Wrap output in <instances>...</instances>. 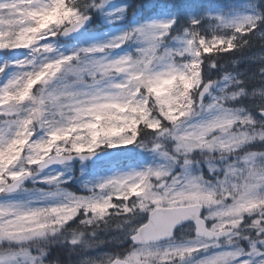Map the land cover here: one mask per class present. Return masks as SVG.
<instances>
[{
	"label": "snow or ice",
	"instance_id": "6c2138e0",
	"mask_svg": "<svg viewBox=\"0 0 264 264\" xmlns=\"http://www.w3.org/2000/svg\"><path fill=\"white\" fill-rule=\"evenodd\" d=\"M97 17L111 28L93 36L86 26ZM64 25H69V30L58 31ZM257 41L260 51L246 55ZM132 46L143 67L137 74L139 92L127 80H111L106 75L114 71L107 67L110 63H127ZM225 54L235 58L228 60ZM197 70L201 89L215 77L222 87L264 92V0H243L228 8L206 7L199 12H184L169 0H0V100L8 101L0 104V188L5 189L0 191V204L28 203L32 210L25 209L23 214L39 217L41 203L54 207L58 198L72 197L87 202L101 215L105 209L133 215L109 204L139 199L142 216L132 229L134 238L167 237L185 222L204 230L217 216L242 217L238 223L224 226L235 233L224 236L237 244L181 241L177 250L185 255L191 252L200 264H264V171L243 165L237 169L230 164L231 153L240 152V148L221 145L219 150L228 155L216 162L193 161L189 165L181 158L173 159L167 167L153 162L108 172L90 171L109 149L136 144L146 121L151 124L149 130L156 128L147 119L142 94H147L149 107L154 99L167 104L164 97H170L177 78L191 90L192 73ZM41 88L43 102L69 111L72 120L51 132L52 151L71 154L70 159L59 158L57 170L62 175L58 192L43 191L50 179H29L28 169L17 167L26 133L22 134L14 113L5 111L17 100L27 103ZM203 98L207 99L206 92ZM236 106L233 102L232 107ZM246 114L254 125L264 121V108L253 106ZM231 119L225 116L218 124H230ZM74 128L89 131L81 139ZM76 161L78 173L72 171ZM157 176L167 177L170 183L152 191L149 182ZM72 181L81 184L80 190L64 191ZM26 183L35 186L32 193L24 188ZM108 191L113 194L97 195ZM218 192L225 193L230 206L206 221L205 206L216 204ZM35 196L40 199H33ZM15 259L14 254L0 256V264H15Z\"/></svg>",
	"mask_w": 264,
	"mask_h": 264
},
{
	"label": "clouds",
	"instance_id": "9594fccd",
	"mask_svg": "<svg viewBox=\"0 0 264 264\" xmlns=\"http://www.w3.org/2000/svg\"><path fill=\"white\" fill-rule=\"evenodd\" d=\"M69 27L64 25L58 31L66 32ZM127 56L128 61L124 66L110 63L107 67H114V71H107L106 75L111 80H127L139 92L137 74L142 73L143 67L135 46ZM192 75L195 79L191 90L186 89L183 80L177 78L170 97H164L168 100L167 104H160L154 99L149 107L147 94L140 96L147 109V119L156 124V128L149 130L151 124L146 121V127L140 129L139 140L134 144L148 157L141 164L155 162L158 167H167L173 159L181 158L189 165L193 161L216 162L228 155L219 150L223 145L240 148V152L231 153L229 162L237 169L243 165L246 169L255 166L264 171V121L254 125L246 114L247 108H264V92H246L244 88L227 85L222 87L215 77L201 89L198 70ZM205 92L207 99L203 98ZM43 94L42 88L37 89L27 103L17 100L5 111L14 113L22 134L26 133L20 145L23 157L17 167L28 169L29 179H50L47 185L42 186L43 191L58 192L61 189L58 178L62 175L57 170L59 158L63 155L65 159H70L71 154L52 151L49 147L52 143L51 132L54 128H64L72 120L69 111L61 110L52 103L45 104L41 99ZM233 102L236 107H232ZM7 103V99L0 100V104ZM225 116L232 118L231 123L219 125L218 121ZM213 123L216 126H212ZM73 131L83 139L89 130L74 128ZM245 141L256 143L245 144ZM253 155L256 159L251 160ZM166 181L167 177H154L149 182L153 186L151 190L160 191ZM77 184L81 188V184ZM24 188L32 193L35 186L26 183ZM0 191L5 189L0 188ZM64 191L74 192L68 186H64ZM112 194L108 191L97 195L103 197ZM32 198L40 199L38 196ZM215 199L216 204L205 206L203 218L206 221L213 220V213L230 206L231 202L225 201L223 192H218ZM25 200H28L27 195ZM140 202L139 199L129 201L125 198L116 204H109V207L127 210L133 215H121L116 211L109 213L107 209L101 215L87 202L63 197L57 199L54 207L48 202L41 203L39 217L23 214L25 209L32 210L28 203L21 206L5 202L0 204V256L14 254L15 264H200L197 256L191 252L185 255L183 250H177L181 241H191L195 245L207 239L220 246L238 243L232 237L224 236L226 232H233L231 227L224 226L238 223L242 217L227 215L217 216L215 222L206 225L204 230H200L199 225L185 222L178 224L167 237L134 238L132 229L142 216L138 211ZM69 220L74 222L68 224ZM221 236L222 239L219 238ZM53 248L65 250L68 259L51 255Z\"/></svg>",
	"mask_w": 264,
	"mask_h": 264
},
{
	"label": "rangeland",
	"instance_id": "374dc122",
	"mask_svg": "<svg viewBox=\"0 0 264 264\" xmlns=\"http://www.w3.org/2000/svg\"><path fill=\"white\" fill-rule=\"evenodd\" d=\"M241 2H243V0H241ZM230 6H233V4L230 3L228 0H182L181 1V9L184 12H187V11L199 12L206 7L228 8ZM98 20H99V22H98L99 28H104V29L101 31H98V32L94 31V30H89V33H91L93 36H100L103 33L108 32L109 29L111 28L110 25L105 24L100 18H98ZM258 44H259V42H258ZM259 51H260V44L258 45V48H256L253 52H251L248 55H251L252 53L259 52ZM228 56H230V54H225L226 59ZM231 59H233V58H230L228 60H231ZM221 62H223V61H221ZM120 148L122 150L117 155H115L111 161H109L108 166L103 167L100 164L91 165L90 171L108 172L112 168H115V167L126 168L129 166H138L143 161H146L148 159V157L145 154H143L140 150L136 149L134 147V145H127V146L120 147ZM131 156H134L135 159H137V162H135V163L127 162L129 157H131ZM122 161H125V163H123ZM79 167H80L79 164H77V165L73 164L72 171L75 173H78ZM69 183L75 184V187H71V188L69 187V185H67L70 189H72L74 191L80 190L77 182L72 181ZM51 255H53V256L59 255V257L62 260L68 259V257L65 254V250H63L61 248H53Z\"/></svg>",
	"mask_w": 264,
	"mask_h": 264
},
{
	"label": "trees",
	"instance_id": "16d2710c",
	"mask_svg": "<svg viewBox=\"0 0 264 264\" xmlns=\"http://www.w3.org/2000/svg\"><path fill=\"white\" fill-rule=\"evenodd\" d=\"M230 3H232L233 5H237V4H240V3H242L241 2V0H228ZM169 2L171 3V2H174V3H176L179 7H180V2H181V0H169ZM98 18H94V22H93V24L89 27V28H87L88 30H94V31H101V30H103L104 28H99V26H98ZM258 41H257V43H256V46L255 47H253L252 49H249V50H247L246 51V53L245 54H247V53H249V52H251L252 50H255L256 48H258ZM240 54L239 53H236V56H239ZM123 163H125V161H122ZM127 162H130V163H134V162H137V159H135V157L134 156H131V157H129V159H128V161Z\"/></svg>",
	"mask_w": 264,
	"mask_h": 264
},
{
	"label": "water",
	"instance_id": "95a60500",
	"mask_svg": "<svg viewBox=\"0 0 264 264\" xmlns=\"http://www.w3.org/2000/svg\"><path fill=\"white\" fill-rule=\"evenodd\" d=\"M91 22H92V21H91ZM91 22H90V23H91ZM90 23H89V24H90ZM87 26H88V25H87ZM116 152H117V149H109L108 152H107V154L101 156V157L99 158L98 161L106 160V159H108L110 156H112L113 154H115ZM76 162H78V161H76Z\"/></svg>",
	"mask_w": 264,
	"mask_h": 264
}]
</instances>
